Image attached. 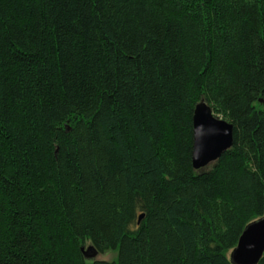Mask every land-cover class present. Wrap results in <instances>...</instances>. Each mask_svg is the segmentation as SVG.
I'll return each instance as SVG.
<instances>
[{"label":"trees","instance_id":"16d2710c","mask_svg":"<svg viewBox=\"0 0 264 264\" xmlns=\"http://www.w3.org/2000/svg\"><path fill=\"white\" fill-rule=\"evenodd\" d=\"M200 101L232 144L196 169ZM261 104L264 0H0V264H236Z\"/></svg>","mask_w":264,"mask_h":264},{"label":"water","instance_id":"95a60500","mask_svg":"<svg viewBox=\"0 0 264 264\" xmlns=\"http://www.w3.org/2000/svg\"><path fill=\"white\" fill-rule=\"evenodd\" d=\"M192 163L202 168L215 161L232 144V124L215 114L211 107L200 101L196 104L193 117ZM142 213L139 215V218ZM85 256L97 253L91 245L81 247ZM264 251V215L249 222L231 249L230 258L236 264H254ZM90 252V253H89Z\"/></svg>","mask_w":264,"mask_h":264},{"label":"rangeland","instance_id":"374dc122","mask_svg":"<svg viewBox=\"0 0 264 264\" xmlns=\"http://www.w3.org/2000/svg\"><path fill=\"white\" fill-rule=\"evenodd\" d=\"M261 105L264 106V104H261ZM89 245H90V241L89 240L85 241V243H84L85 249H88ZM230 252H231V250L228 252L229 256H230ZM115 256H116V250L108 249V250H105L103 252H97L94 255L88 254L86 257H87V259L91 260L93 258L111 259V258H114Z\"/></svg>","mask_w":264,"mask_h":264}]
</instances>
